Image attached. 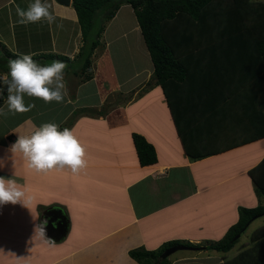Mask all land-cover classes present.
Wrapping results in <instances>:
<instances>
[{"label": "crops", "instance_id": "crops-1", "mask_svg": "<svg viewBox=\"0 0 264 264\" xmlns=\"http://www.w3.org/2000/svg\"><path fill=\"white\" fill-rule=\"evenodd\" d=\"M32 2L0 0V42L20 55L62 54L77 65L83 42L73 2L65 6L47 0L56 15L52 24H20L17 7L26 9ZM128 7L133 13L129 4L119 11ZM119 11L92 57V79L82 81L77 65L64 73L63 102L25 95V104L35 105L31 111L0 116V176L15 179L34 197L29 208L0 205V264H140L130 250H156L173 240H218L239 220L240 207L262 202L250 170L264 159V79L238 73L219 77L213 72L223 66L209 64L204 76L211 75L198 85L206 93L181 92L184 110L191 109L179 112L185 145L191 154L211 152L193 159L162 86L154 84L139 95L152 80L154 65L144 51L138 22H131L130 30L119 26L116 34H109ZM116 40L119 46L114 47ZM194 67L196 77L200 70ZM193 81L189 78L185 85ZM105 105L110 106L107 113H98ZM1 107L7 112V98ZM45 122L75 130L86 149L85 169L36 172L22 153L10 151L19 134ZM134 132L155 146V164H140ZM52 208L62 209L69 220V232L60 241L46 233L41 237L36 229ZM170 257L173 264H225L221 254L211 251Z\"/></svg>", "mask_w": 264, "mask_h": 264}, {"label": "trees", "instance_id": "trees-1", "mask_svg": "<svg viewBox=\"0 0 264 264\" xmlns=\"http://www.w3.org/2000/svg\"><path fill=\"white\" fill-rule=\"evenodd\" d=\"M125 4L134 9L154 65L153 78L141 87L139 95L154 84L162 86L184 145L186 128L181 124L183 116L179 112H182L181 109H191L184 106V110L180 95L183 90L185 93L195 92L196 95L206 93L205 88L201 86L200 89L198 86L211 75L208 72L204 76L206 65H218V68L223 66L220 73L213 72L223 78L238 73L239 77L261 76L264 79V0H73L83 42L77 55L78 66L72 64L74 60L62 54H37L33 59L40 64L50 63L49 60H60L68 66L76 65L78 70L75 72L82 75V81L92 79V57L100 45L106 24ZM17 55L20 54L14 53L6 44L0 42L1 73L8 74V61L15 59ZM193 67L197 72L200 70L196 77L191 71ZM68 71L69 67L64 73ZM189 78L194 81L187 87L185 84ZM6 98L7 92L4 88L0 94V107ZM109 107L105 105L98 113H107ZM85 110L90 111L89 108ZM91 111L97 112L94 109ZM132 137L140 164H155L158 161L155 146L140 133L134 132ZM185 150L193 159L211 154H191L186 145ZM250 176L262 202L252 208L240 207L239 220L229 228L223 238L199 243L173 240L156 250L134 248L129 251L130 256L140 264H173L171 257L161 259V255L168 248L182 245L189 252H220L225 264H264V225L253 232L251 242L243 246L236 256L228 258L227 254L238 244L250 224L264 215V159L250 170Z\"/></svg>", "mask_w": 264, "mask_h": 264}, {"label": "clouds", "instance_id": "clouds-1", "mask_svg": "<svg viewBox=\"0 0 264 264\" xmlns=\"http://www.w3.org/2000/svg\"><path fill=\"white\" fill-rule=\"evenodd\" d=\"M51 9L52 5L47 0H33L26 9L18 6L19 23L27 25L45 21L52 24L56 21V15ZM34 55L23 54L9 59L8 74L0 75V94L5 87L7 90V112L0 107V116H6L9 112L31 111L35 105H26L25 95L42 99L45 103L63 102L66 95V63L53 60L40 64L33 59ZM10 151L22 153L27 167L36 172L68 167L73 173H79L87 167L86 149L75 130L67 127L61 129L55 122H45L29 134H19ZM33 199L15 179L0 176V205L20 203L28 207ZM46 224L47 221H44V224L36 227L44 238Z\"/></svg>", "mask_w": 264, "mask_h": 264}, {"label": "rangeland", "instance_id": "rangeland-1", "mask_svg": "<svg viewBox=\"0 0 264 264\" xmlns=\"http://www.w3.org/2000/svg\"><path fill=\"white\" fill-rule=\"evenodd\" d=\"M130 8L131 7H128L127 9H121L120 11H119V13H118V16H117V18L115 19V21L112 23V25H111V28H109V30H110V35H112L113 33H117L119 30H118V28L117 27H119V26H122L124 29H127V30H130L131 29V22H135V23H137L138 22V20H137V16H136V14H135V12H133L132 13V11L130 10ZM126 20V21H125ZM122 21V22H121ZM123 21H125V22H123ZM109 23V22H108ZM99 25V24H98ZM106 26H107V24H106ZM71 30V26L70 27H68V31H70ZM115 30H117V31H115ZM72 32V31H71ZM74 32V31H73ZM77 32V28L75 29V32L74 33H76ZM115 33V34H116ZM104 34V33H103ZM140 34V33H139ZM136 35V33H133V38H134V36ZM134 41V40H133ZM103 41H102V38H101V44L98 46V48H97V50L101 47V45L103 44L102 43ZM144 42V41H143ZM116 44H114V47L115 46H119V41L118 40H116V42H115ZM144 51L145 52H147V54H148V57H149V62H151V63H149V64H152V61H151V57H150V54H149V51H148V49H147V47H146V45H145V42H144ZM121 58V57H120ZM119 57L117 58V56H116V60L118 61L119 59H120ZM53 60H49L48 62H52ZM67 65V67L65 68V69H67L68 67H69V69L70 68H75V66L76 65H74V66H68V64H66ZM0 75H6V74H0ZM262 225H264V215L263 216H261V217H259V218H257V219H255L251 224H250V226L248 227V229L246 230V232L240 237V240H239V242H238V244L230 251V252H228L227 254H228V258H231L232 256H236V254L243 248V246H245L246 244H248V243H250L251 242V236H252V234H253V232L255 231V230H257L260 226H262ZM223 238V237H222ZM221 239V238H220ZM219 240V239H218ZM187 252H189V250H179V251H177V252H175L174 254H176V253H179V254H182V253H187ZM211 253L212 254H215V256L216 255H220L221 253L220 252H217V251H211ZM222 255V254H221Z\"/></svg>", "mask_w": 264, "mask_h": 264}, {"label": "water", "instance_id": "water-1", "mask_svg": "<svg viewBox=\"0 0 264 264\" xmlns=\"http://www.w3.org/2000/svg\"><path fill=\"white\" fill-rule=\"evenodd\" d=\"M56 1L59 2L62 5H65V6H69L73 2V0H56ZM5 92H7L6 87H5ZM50 213H56L55 217H53L51 219L48 218V215ZM56 216H57V218L59 220H57ZM42 221L43 222L47 221V224L44 225L45 233H46L48 238H50V239H52L54 241H60L69 232L68 216L60 208L59 209H57V208L49 209L45 213V215L43 216ZM185 249H187V247L186 246H182V245L173 246L171 248H168L167 250H165L162 253L161 259L168 258V257L172 256L175 252H177L179 250H185Z\"/></svg>", "mask_w": 264, "mask_h": 264}]
</instances>
